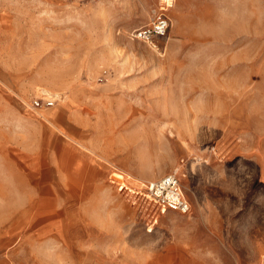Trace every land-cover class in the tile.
Listing matches in <instances>:
<instances>
[{
    "label": "rangeland",
    "instance_id": "obj_1",
    "mask_svg": "<svg viewBox=\"0 0 264 264\" xmlns=\"http://www.w3.org/2000/svg\"><path fill=\"white\" fill-rule=\"evenodd\" d=\"M165 1L0 0L5 264H157L164 241L176 264H263L264 0H170L167 36L134 40ZM174 172L188 214L119 189Z\"/></svg>",
    "mask_w": 264,
    "mask_h": 264
},
{
    "label": "built area",
    "instance_id": "obj_2",
    "mask_svg": "<svg viewBox=\"0 0 264 264\" xmlns=\"http://www.w3.org/2000/svg\"><path fill=\"white\" fill-rule=\"evenodd\" d=\"M169 5L171 4L166 1L165 5L155 10L153 20L149 24L135 29L132 33V38L134 40L150 43L154 42L156 39L166 37L171 27L170 19L166 15ZM53 104V101L45 98L44 100L36 99L32 102V107L40 109L42 107H50ZM119 189H126L132 194L145 197L154 204V206L158 207L161 212L174 210L182 214H188L191 211V204L185 197L182 185L175 172L151 182L148 185H144L138 190L128 189V187L123 184L119 185ZM262 262L264 264V255Z\"/></svg>",
    "mask_w": 264,
    "mask_h": 264
},
{
    "label": "crops",
    "instance_id": "obj_3",
    "mask_svg": "<svg viewBox=\"0 0 264 264\" xmlns=\"http://www.w3.org/2000/svg\"><path fill=\"white\" fill-rule=\"evenodd\" d=\"M34 101V100H33ZM32 101V102H33ZM32 102L31 104H27V103H24L23 102V105L25 107H27V110L31 109L33 110L34 108L32 107ZM37 109V108H36ZM23 118H26L25 116ZM68 139V137H67ZM68 142L71 141L73 142L72 140L68 139L67 140ZM67 142V143H68ZM81 143V142H80ZM83 143V142H82ZM83 144H87V143H83ZM101 151L103 153V156H106L108 155L107 154V149L106 148H101ZM109 156V157H108ZM107 158L103 159L105 161H101L99 162L100 163V166H102V162L107 164V165H103L104 168H107V169H104L107 171V173H111L112 170H111V165L113 166V168H118L119 170H121L126 176H129V178L131 177H145V176H148V173L146 172V170H144L143 168L141 167H134L130 162H129V158L127 157H122V158H119V157H116V156H110L108 155ZM111 167V168H110ZM96 172V169L94 168V173ZM163 171H160V173H156L154 174L153 176L154 177H160L163 175ZM101 173H99V175L97 176V178H94L93 180V184L96 186L98 180H101ZM116 174V173H115ZM120 174V173H119ZM125 175L122 174V177L124 178ZM135 181H137V178H134ZM175 212H178V211H174V210H168V214H175ZM164 213V212H163ZM180 213V212H179ZM12 222L8 223V224H11ZM2 225L5 226V221H1L0 222V250L3 249V246L6 245V243H9L10 241H12L15 237V229L14 228H11L10 226L9 227H1ZM176 232V228H175V223L174 222H170L169 224V227H167L165 229V232ZM163 244V243H162ZM177 243H174V241H171V242H166L164 241V245L162 246V248H158V253L155 254V261L157 264H176V257L178 255H183V256H186L187 255V258L188 257H191L190 260H194L192 259V255L190 254L189 252V247L184 245V247H180L179 251L178 249H176V247H178V245H176ZM196 264H201V262L195 260ZM155 263V262H154ZM153 263V264H154ZM0 264H5V261L4 259L0 258ZM152 264V263H151Z\"/></svg>",
    "mask_w": 264,
    "mask_h": 264
},
{
    "label": "bare ground",
    "instance_id": "obj_4",
    "mask_svg": "<svg viewBox=\"0 0 264 264\" xmlns=\"http://www.w3.org/2000/svg\"><path fill=\"white\" fill-rule=\"evenodd\" d=\"M166 2V1H165ZM168 2L170 3V0H168ZM171 4V3H170ZM169 6H172L173 7V5H169ZM150 43H152L153 44V42H150ZM45 92H47V91H45ZM58 96V95H57ZM124 179V178H123ZM124 186H126V187H128V189H130V187L127 185V183L126 182H124V184H123ZM125 188V187H124ZM132 189V188H131ZM133 190V189H132Z\"/></svg>",
    "mask_w": 264,
    "mask_h": 264
}]
</instances>
